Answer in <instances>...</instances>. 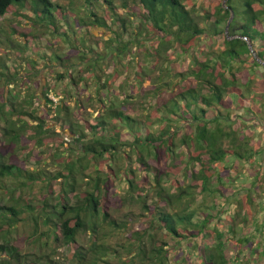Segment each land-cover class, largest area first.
Returning <instances> with one entry per match:
<instances>
[{"label":"trees","instance_id":"trees-1","mask_svg":"<svg viewBox=\"0 0 264 264\" xmlns=\"http://www.w3.org/2000/svg\"><path fill=\"white\" fill-rule=\"evenodd\" d=\"M70 1L72 7L64 11L53 0H0V19L28 10L35 16L34 26L45 23L56 39L69 42L62 48L67 53L53 51L49 58L40 51L39 58H48L59 70L54 83L37 79L34 88L32 83L23 87V76L11 69L0 49V87L11 86L0 88V264L52 260L42 252L47 241L40 237L34 240L41 253L27 254L13 244L21 221L33 222L32 235L45 226V236L62 240L74 252V264H169L168 238L191 241L197 253L203 240L202 264H230L227 244L235 229L222 218L226 206L216 199L221 191L216 183L231 177L228 158L247 163L251 154L264 153V146L255 149L249 143L253 128L264 127V95L257 88L264 78L259 69L264 66V0L219 1L214 10L200 8L203 13L198 0H106L105 16L99 12L102 0H84L83 9ZM120 10L132 11L128 17H139L138 24L129 30L130 19ZM94 29L104 30L107 38L95 36ZM200 40L212 42L204 61L194 50ZM188 53L187 68L172 59V54ZM93 88L101 103L95 122L76 119L75 108L84 106L83 92ZM42 107L53 114L52 120L39 112ZM251 112L253 120H245L244 113ZM65 125L69 132L62 134L58 129ZM26 138L54 150L60 169L23 167L19 156L30 157L22 144ZM179 155L185 165L174 170ZM196 164L202 167L196 170ZM180 172L189 184L181 183ZM192 180L201 181L200 189ZM36 184L45 192L29 196ZM197 194L203 197L199 204ZM130 203L139 204L147 219L139 238L132 241L129 235L122 246L127 254L135 251L124 261L107 232L98 230L107 226L111 232L130 233L128 221L112 211ZM213 221L218 226L214 235ZM83 231L93 233L86 248L78 242ZM211 235L214 242H207ZM250 249L264 260L260 242Z\"/></svg>","mask_w":264,"mask_h":264},{"label":"rangeland","instance_id":"rangeland-1","mask_svg":"<svg viewBox=\"0 0 264 264\" xmlns=\"http://www.w3.org/2000/svg\"><path fill=\"white\" fill-rule=\"evenodd\" d=\"M103 3L101 5V10L99 11L101 15H108L105 10H108L110 4L106 0H102ZM222 1L223 3L226 0H198L197 7L199 10L210 7L211 10H214L213 7L217 4V2ZM54 3H58L64 9H68L71 1L70 0H53ZM75 6L79 7L84 3V0H74ZM120 2V1H119ZM133 5V2L131 3ZM83 9V7L81 6ZM80 8V9H81ZM137 11H139V7L137 6ZM201 8V9H200ZM104 9V10H103ZM209 9V8H208ZM58 10H61L58 8ZM133 11V8L131 9ZM65 11V10H64ZM130 11V10H128ZM132 11L123 13V10H120L119 13L122 16L129 18L130 20L127 22H131L128 24V29L130 30L132 27L138 24L139 17L134 15L133 18L128 17L133 16ZM203 13V11L201 10ZM59 17V15H58ZM33 18H35L34 14L28 10L23 9V14H18L16 12L7 14L5 17L0 19V49L3 54H7L9 57L8 64H10L11 69L14 71L16 67V71H18V77H22V81H26L23 87H27L28 85H32L35 87L34 83H37V79H45L49 80L51 83H54L53 78H56L58 67H56V63H49L48 58L40 59V51L43 53H47L48 57L50 53L53 51L61 53L64 52L62 48L68 47L69 42L65 39H56L55 35L53 36L52 31L53 27L47 26L45 23H37L36 26L33 24ZM62 19V20H61ZM59 19L61 23L65 22L66 19ZM132 19V20H131ZM108 21L112 23L110 17H108ZM133 21V22H132ZM146 25V24H145ZM113 28L116 29V25L113 24ZM151 29L150 26L146 28V30ZM95 36L97 35L101 39H106V32L102 29H94ZM24 32L29 34L25 35ZM103 32V33H102ZM35 34L34 37L31 34ZM94 34V33H93ZM71 37L75 35L70 32ZM128 34H126L127 36ZM89 38L92 36L89 33L86 35ZM80 36L78 35V39ZM80 41V39H79ZM201 45L196 47L195 55L199 57L200 60H205L206 52L211 50L208 47L211 46V40L201 41ZM199 42V43H200ZM150 45V44H147ZM216 48V47H215ZM174 51V50H173ZM204 51V52H203ZM206 51V52H205ZM205 53V54H204ZM65 55V54H63ZM192 55V54H191ZM191 55L188 53L185 55L177 56L172 54V59L180 68H187L188 64L191 63ZM54 57L56 55L54 54ZM52 57V58H54ZM50 58V57H49ZM48 62L47 66L45 64ZM31 64V65H30ZM264 65V63H262ZM13 66V67H12ZM33 66V67H32ZM261 73H264V66L259 67ZM158 72H156L157 74ZM32 76L31 79L25 76ZM242 79L245 80L246 72L241 73ZM36 81V82H35ZM24 83V82H23ZM259 85L257 88H260V94L264 95V78H260L258 81ZM5 86V85H4ZM1 86L0 88L10 89L9 86ZM126 86V83L124 84ZM123 86V87H124ZM59 87H62L61 85ZM121 85V89H123ZM0 89V91L2 90ZM128 89V88H127ZM34 90V89H33ZM60 90V89H59ZM92 91H84L82 94L83 107H77L74 110V116L76 119H80L83 117L88 118L91 122H95L97 117L98 110H101V103L99 100H96V97ZM61 91V90H60ZM51 97L57 99L54 94H50ZM39 101L36 99V104ZM70 101L68 100L67 103ZM73 102V100H71ZM134 107H139L138 104H129L125 107V111H130ZM85 108H87L85 110ZM41 114L45 116L48 120H52L53 114H48V108L42 107L40 109ZM243 113V112H242ZM245 120H253L252 112L245 114ZM259 119V117H258ZM240 121V120H239ZM237 121V124H240ZM262 125L264 126V115L260 118ZM255 131L251 132L253 134L250 139V145L255 149L262 148L264 146V127H254ZM60 133H68L67 126L64 128L61 127L58 129ZM188 132L191 131V128L187 127ZM60 134L65 141H68L65 136ZM70 141V140H69ZM31 139H24L23 145L26 147V152L29 153L30 157L26 160L25 156H19L18 162L25 168H39L41 167L43 171L51 172L59 170L56 157L54 158L53 153L54 150L49 149L48 147L44 148L37 145H33ZM227 143V142H226ZM200 153L199 155H201ZM28 155V154H27ZM198 155V152L195 153ZM251 160L247 163H244L243 160H237L235 158L227 159V169L231 174V177L227 175L229 178H225V183L216 184L220 188L221 191L218 192L216 199L220 205L225 204L226 211L223 214L222 218L225 223L231 222L234 225L235 232L229 237L232 238L227 244V253L230 259V264H264V260L262 257L258 258V256L251 254V247L255 245L256 242L261 243V247L264 248V153L262 154H251ZM184 156H177L175 163L172 165L174 170L182 169L185 165ZM196 170L200 169L201 164L195 165ZM93 167L89 168L92 170ZM221 171V169H220ZM179 180L182 184H189L190 180H186L181 175V172L178 173ZM224 175V174H222ZM224 175V176H226ZM192 185L196 186V189H200L201 181L192 180ZM116 186V185H115ZM113 185L112 188L116 190ZM117 187V186H116ZM58 188V187H55ZM118 188V187H117ZM31 191L29 196L42 194L45 192L43 190L42 184H36ZM35 190V191H34ZM44 195V194H43ZM249 195V197L247 196ZM212 197V196H211ZM71 198L69 199V201ZM196 204L202 202L203 197L200 194L196 195ZM72 202V201H71ZM70 202V203H71ZM117 205V204H115ZM119 205V204H118ZM249 206V208H247ZM112 211L116 214H120L123 220L128 221V233L127 231H118L111 232V229L106 226V229H99L98 233H103V231L107 232L106 237L109 242L114 244V246L123 254L125 258L124 261L131 258L135 251L132 254H127V252L122 247L126 245L129 241V235L132 236V241L139 238V234L144 231L146 228L144 219H147L145 214L143 213L142 208L139 204H129L122 207L113 208ZM211 212L215 213L216 210H211ZM143 213V215H142ZM42 224V222H41ZM37 230V234H33L34 232V224L32 221L25 222L21 221L14 233V241L13 244L20 247V249L27 253H41L40 252V243H36L34 240L36 237H40L42 242L47 241V244L41 247L42 252H46L50 254L47 260V264H74L70 260L73 253L72 250L62 243V240H50L47 236L43 234L45 226L41 225ZM215 221L210 224V230L214 235L215 229H217ZM220 227L226 228L225 225H221ZM100 235V234H97ZM213 235L206 238V241H213ZM249 238V242H240V239ZM93 239V233L90 231H83L78 235V242L82 245L88 247ZM171 246L169 252V264H202V255L200 253V247L203 245V240L199 241L197 250L198 253L194 251V247L192 246L191 241H176L175 239L168 238ZM196 250V251H197ZM86 251V250H85ZM253 255V256H252ZM239 256V261H236V257Z\"/></svg>","mask_w":264,"mask_h":264},{"label":"water","instance_id":"water-1","mask_svg":"<svg viewBox=\"0 0 264 264\" xmlns=\"http://www.w3.org/2000/svg\"><path fill=\"white\" fill-rule=\"evenodd\" d=\"M225 4V3H224ZM260 62H262L261 60H259Z\"/></svg>","mask_w":264,"mask_h":264}]
</instances>
